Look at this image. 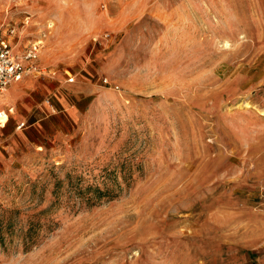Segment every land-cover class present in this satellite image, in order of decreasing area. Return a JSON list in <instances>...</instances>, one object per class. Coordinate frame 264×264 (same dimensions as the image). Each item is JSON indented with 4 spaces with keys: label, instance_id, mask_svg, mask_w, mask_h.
<instances>
[{
    "label": "rangeland",
    "instance_id": "374dc122",
    "mask_svg": "<svg viewBox=\"0 0 264 264\" xmlns=\"http://www.w3.org/2000/svg\"><path fill=\"white\" fill-rule=\"evenodd\" d=\"M25 16L0 264H264V0H0Z\"/></svg>",
    "mask_w": 264,
    "mask_h": 264
},
{
    "label": "built area",
    "instance_id": "2783aa9c",
    "mask_svg": "<svg viewBox=\"0 0 264 264\" xmlns=\"http://www.w3.org/2000/svg\"><path fill=\"white\" fill-rule=\"evenodd\" d=\"M27 19V16L22 18L20 29L11 25L0 30V92L7 85L20 81L25 75L39 73L41 70L37 64V53L40 48L38 41L30 42L20 55L13 47L17 44L22 29L28 25ZM68 81L70 82L71 78ZM0 117H5V113L0 112ZM22 126V123H19L17 127Z\"/></svg>",
    "mask_w": 264,
    "mask_h": 264
},
{
    "label": "crops",
    "instance_id": "0c3cea01",
    "mask_svg": "<svg viewBox=\"0 0 264 264\" xmlns=\"http://www.w3.org/2000/svg\"><path fill=\"white\" fill-rule=\"evenodd\" d=\"M20 39L18 38L17 40V44H20L19 43ZM14 45V50L17 51V47H19L20 45ZM17 48V49H16ZM23 79V78H22ZM21 79V80H22ZM19 82V81H17ZM17 82H13L9 85H7L5 88H4V92H0V112H4L5 113V117L1 118L0 117V125H1V133L2 135L7 138L6 136H8L9 134H12L14 132H17L16 130L17 129H20L22 127H24V121H20L18 122V120L12 122V123H9V119H11L12 117V114L14 112V108L11 107V105H13V103L15 102L16 98H17V94L19 93L17 88L18 86L15 84ZM61 109H59L60 111ZM38 121H43L41 119H38V120H34L31 122V124H29L28 127H35L34 130L37 131L39 134H43L45 132V126L43 123H38ZM2 122V123H1ZM19 123H22V127H17ZM44 126V127H43ZM26 128L25 127L24 130L22 133L25 135L26 133Z\"/></svg>",
    "mask_w": 264,
    "mask_h": 264
},
{
    "label": "trees",
    "instance_id": "16d2710c",
    "mask_svg": "<svg viewBox=\"0 0 264 264\" xmlns=\"http://www.w3.org/2000/svg\"><path fill=\"white\" fill-rule=\"evenodd\" d=\"M97 192H99V191H97ZM99 194H100V192H99ZM99 196H100V195H99ZM99 196H98V197H99Z\"/></svg>",
    "mask_w": 264,
    "mask_h": 264
},
{
    "label": "bare ground",
    "instance_id": "6f19581e",
    "mask_svg": "<svg viewBox=\"0 0 264 264\" xmlns=\"http://www.w3.org/2000/svg\"><path fill=\"white\" fill-rule=\"evenodd\" d=\"M1 118H3V117H1ZM2 123V122H1Z\"/></svg>",
    "mask_w": 264,
    "mask_h": 264
}]
</instances>
